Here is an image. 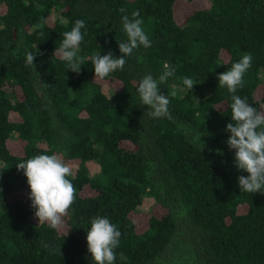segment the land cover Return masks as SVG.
Wrapping results in <instances>:
<instances>
[{
	"label": "trees",
	"instance_id": "16d2710c",
	"mask_svg": "<svg viewBox=\"0 0 264 264\" xmlns=\"http://www.w3.org/2000/svg\"><path fill=\"white\" fill-rule=\"evenodd\" d=\"M192 1L183 13L179 0H0V264H95L86 237L98 215L121 231L115 264H264V194L239 189L248 173L226 143L232 94L218 81L251 53L235 94L264 112V0ZM136 10L151 47L95 78L92 54L122 56L121 17ZM76 19L86 24L79 74L54 53ZM29 52L35 69L25 66ZM165 62L176 69L159 84L171 118L156 119L136 87L145 74L158 79ZM53 153L76 164V198L58 229L35 216L16 167Z\"/></svg>",
	"mask_w": 264,
	"mask_h": 264
},
{
	"label": "clouds",
	"instance_id": "9594fccd",
	"mask_svg": "<svg viewBox=\"0 0 264 264\" xmlns=\"http://www.w3.org/2000/svg\"><path fill=\"white\" fill-rule=\"evenodd\" d=\"M126 13L125 8L119 9ZM123 30L127 39L119 42L118 47L122 56L116 57L111 51L106 55L93 53L90 60L94 68L95 78L104 79L116 70H123L126 57L131 56L140 46L151 47V40L146 34L143 19L139 10L133 11L131 16L121 17ZM42 27V25H40ZM86 24L83 19H76L70 31L63 33V40L56 52L67 63V69L79 74L81 66L87 58L79 54L80 44L84 40ZM38 53H27L25 66L35 69L34 60ZM42 55L43 53H39ZM252 66L251 53L242 54L241 58L232 64L231 69L218 75L219 87L227 88L231 96V121L226 125L230 136L226 143L235 150V166L248 175L238 177L239 189L246 193L264 194V112L258 111L248 103L247 97L235 94L244 85V76ZM176 69L169 63L163 65V72L158 79L151 74H145L138 82L136 92L143 105H147L148 115L152 118H171L169 112L170 100L159 88L160 83L174 77ZM183 85L192 90L197 84L190 77L182 78ZM172 96L175 92L171 93ZM204 147V145H203ZM23 170L30 187L31 206L35 209V216L41 222H47L53 229L63 226V217L68 215L69 209L76 198V189L68 178L73 175L71 167L62 155L53 153L38 154L16 165ZM2 191V189H0ZM121 231L117 225L107 217L96 216L90 222L87 232L88 252L95 264H115L116 249L120 245ZM46 248L47 244L44 245ZM121 260H127L123 252L119 253Z\"/></svg>",
	"mask_w": 264,
	"mask_h": 264
},
{
	"label": "rangeland",
	"instance_id": "374dc122",
	"mask_svg": "<svg viewBox=\"0 0 264 264\" xmlns=\"http://www.w3.org/2000/svg\"><path fill=\"white\" fill-rule=\"evenodd\" d=\"M179 2H181V3H184L185 2V3L188 4V8H185V7H182L181 6L183 13L187 9L193 8L194 3H195L194 1H192V2H186V0H179ZM57 17H58L57 14H53V16H52L53 19H55ZM89 164H90V170H91V172L92 173H96L98 171V167H99L98 164L95 161H91V162H89ZM75 165L76 164L73 163V164H71L69 166L71 167L72 170H74ZM29 191H30V187H28V189H27V192H29ZM22 194L23 193L17 192V193H14L13 194V197H18V196H21ZM151 204H152V201L150 199H147L139 207L141 209V212L140 213H137L136 216H135V218H136V220L138 222V228H139V230H144L147 227V225H148V217L150 215V208L152 206ZM63 226H64V220H63Z\"/></svg>",
	"mask_w": 264,
	"mask_h": 264
}]
</instances>
